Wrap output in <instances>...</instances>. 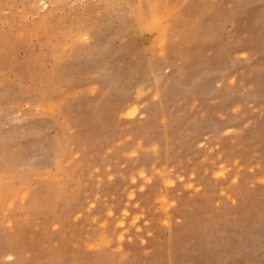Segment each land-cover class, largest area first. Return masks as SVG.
Instances as JSON below:
<instances>
[{
  "label": "rangeland",
  "instance_id": "1",
  "mask_svg": "<svg viewBox=\"0 0 264 264\" xmlns=\"http://www.w3.org/2000/svg\"><path fill=\"white\" fill-rule=\"evenodd\" d=\"M0 264H264V0H0Z\"/></svg>",
  "mask_w": 264,
  "mask_h": 264
}]
</instances>
